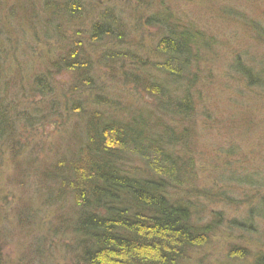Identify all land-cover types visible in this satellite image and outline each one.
I'll return each mask as SVG.
<instances>
[{"label":"trees","instance_id":"16d2710c","mask_svg":"<svg viewBox=\"0 0 264 264\" xmlns=\"http://www.w3.org/2000/svg\"><path fill=\"white\" fill-rule=\"evenodd\" d=\"M39 2L41 19L35 14L29 18L30 30L40 29L57 49L49 52L45 71L32 79V91L41 98L39 104L50 103L49 121L59 119L60 113L77 121L67 131V150L44 169L47 185H39L46 195L42 204L58 207L56 222L69 241L65 256L74 264L185 263L189 252L207 244L215 227L211 221L201 222L194 205L202 199L209 203L211 190L197 184L193 122L204 98L200 85L208 82L204 68L217 58L209 49L213 39L191 21L154 11L146 25L161 29V35L140 59L129 44V26L115 7H106L91 20L88 0ZM0 13L4 28L9 18L15 26L22 19L18 13ZM88 23L91 35L86 41L91 43L85 44ZM250 28L264 48V11L262 22L252 21ZM251 55L242 52L241 57L252 62ZM233 66L238 70L227 75L238 76L237 83L263 87L264 66L250 68L242 59H234ZM105 72L111 84L130 86L149 98V106L118 103L115 92L100 82ZM62 73L72 78V85L59 97L52 89L54 77ZM98 86L105 90L96 96ZM11 113L0 105V146L19 125V116ZM259 201L264 210V195ZM263 259L257 256L254 264H264Z\"/></svg>","mask_w":264,"mask_h":264},{"label":"rangeland","instance_id":"374dc122","mask_svg":"<svg viewBox=\"0 0 264 264\" xmlns=\"http://www.w3.org/2000/svg\"><path fill=\"white\" fill-rule=\"evenodd\" d=\"M88 1L91 20L109 6L123 15L136 58H144L143 52L151 51L161 35V29L146 25V19L154 11H166L174 20L191 21L213 39L209 49L212 48L217 58L204 68L210 75L205 72L208 82L200 85L204 98L197 105L193 122L199 153L194 164L197 184L211 190L209 203L202 199L194 205L201 222L211 221L215 227L207 244L189 252L188 261L183 264H254L257 256L264 258V210L259 206L260 196L264 195V85L251 88L250 84L237 83L238 76L227 75L238 70L233 66L234 59H242L250 68L254 64L264 66V56L260 58L264 55L262 41L256 40L250 31L252 21L262 22L264 3L260 0L252 3L250 0ZM40 8L39 0H0V10L6 16L18 13L22 18L18 24L23 27L16 28L18 24L15 26L12 18L5 28L0 22V105L8 113L13 111L8 116H19L13 135L16 137L1 142L0 146V264H74L65 256L69 241L56 222L58 207L40 205L46 196L39 187L40 181L47 185L42 175L44 169L67 150V131L77 124L76 118L68 120L62 113L59 119L53 117L49 121L50 103L47 100L39 104L41 98L32 91V79L45 71L48 65L45 68L43 65L49 52L57 46L53 40L45 41L40 29L30 30L29 18L35 14L41 19ZM238 16L240 20H236ZM83 30L82 38L86 41L91 35L89 23ZM31 32L38 35L30 36ZM242 52L252 54L249 58L254 61H246L241 57ZM71 79L67 73L55 76L52 89L55 95L67 93ZM100 82L115 92L120 104L132 102L148 107L151 103L130 86L115 81L111 84L106 72ZM102 88H95L96 96L102 94ZM239 254L244 257L239 258Z\"/></svg>","mask_w":264,"mask_h":264},{"label":"bare ground","instance_id":"6f19581e","mask_svg":"<svg viewBox=\"0 0 264 264\" xmlns=\"http://www.w3.org/2000/svg\"><path fill=\"white\" fill-rule=\"evenodd\" d=\"M41 206H43L44 204H40ZM66 246V245H65Z\"/></svg>","mask_w":264,"mask_h":264}]
</instances>
